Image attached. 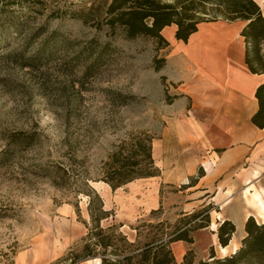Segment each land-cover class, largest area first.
<instances>
[{
    "label": "rangeland",
    "instance_id": "obj_1",
    "mask_svg": "<svg viewBox=\"0 0 264 264\" xmlns=\"http://www.w3.org/2000/svg\"><path fill=\"white\" fill-rule=\"evenodd\" d=\"M109 1L26 0L0 14V264H51L79 247L90 225L86 193L91 191L111 213L101 224L122 223L130 239L135 237L131 226L142 220L166 219L173 225L182 209L209 203V196L200 200L205 194H191L193 188L169 182L168 175L116 189L96 181L108 154L132 133L154 136L153 158L160 170L178 165L185 173L208 151L192 129L193 98L184 96L191 87L172 83L161 71L165 65L154 68L166 59L167 47L98 24ZM81 11L89 12L88 22L77 17ZM258 144L241 165L238 192L225 201L227 194H221L220 203H212L210 226L193 231L192 243L171 244L177 262L188 250V259L198 264L211 247L223 256L240 246L239 223L248 212L243 183L253 168V182L264 181V142ZM201 172L196 166L193 176ZM224 218L237 227L222 251L212 230Z\"/></svg>",
    "mask_w": 264,
    "mask_h": 264
},
{
    "label": "trees",
    "instance_id": "obj_2",
    "mask_svg": "<svg viewBox=\"0 0 264 264\" xmlns=\"http://www.w3.org/2000/svg\"><path fill=\"white\" fill-rule=\"evenodd\" d=\"M24 1L0 0V14L6 8L20 6ZM205 3L211 5L209 9ZM207 10L214 15L208 16ZM88 14L81 11L77 17L86 23ZM218 19L246 22L241 30L245 42V62L252 73L264 74V15L254 0H110L97 22L112 30L116 26L121 27L126 38L148 36L162 47H167L169 42L162 34L165 26L174 24L175 38L185 42L197 30L198 23ZM158 62L155 70L161 69L166 59ZM254 96L257 109L250 120L256 127L263 128L264 81L256 87ZM153 140L154 136L145 131L132 133L121 140L103 162L102 175L96 181L101 180L116 189L136 179L160 176L161 170L153 158ZM64 171L70 173L68 168ZM86 179L82 177L84 188L87 186ZM194 183L195 178L190 177L188 184L182 185V188L186 189ZM86 195L89 197L87 209L90 225L81 245L70 248L63 258L51 264H86L94 259H98L99 264H193V259H188L191 250L183 255L181 262H177L171 244L177 241L192 243L193 231L210 226V211L214 206L209 202L191 211H181L173 225L166 219L155 222L142 220L131 226L135 237L130 239L121 231L122 223L103 226L101 222L108 219L110 211L104 209L103 201L95 191ZM160 210H151V213ZM243 230L244 235L237 249L230 254L217 256L211 247L208 258L199 260L198 264H264V222L250 215L244 222ZM235 231V223L224 218L217 222L212 233L216 235L219 245L225 247Z\"/></svg>",
    "mask_w": 264,
    "mask_h": 264
},
{
    "label": "crops",
    "instance_id": "obj_3",
    "mask_svg": "<svg viewBox=\"0 0 264 264\" xmlns=\"http://www.w3.org/2000/svg\"><path fill=\"white\" fill-rule=\"evenodd\" d=\"M254 1L264 15L260 5L264 0ZM245 23L242 20L222 19L203 21L197 24V30L185 42L175 38L174 24L162 30L169 45L166 63L161 71L178 88L184 85L191 87L192 93L185 92L184 96L193 98L189 108L193 113L192 129L208 151L187 172L182 173L183 167L175 165L171 170L163 167L160 176L168 175L169 182L182 185L188 184V177H194V185L186 189L193 188L191 194L202 192L205 195L200 200L209 196L207 202L215 205L220 203L216 201L219 195L227 194L221 198V201H225L238 192L235 184L242 182L238 176L242 163L251 159L256 149L253 146L264 142V127L258 128L250 120L257 109L254 92L264 81V74L252 73L245 62V42L241 35ZM196 111H201L205 116L199 118ZM196 166L202 168L201 176H193ZM256 174L253 168L243 184L245 187L248 185L246 188L251 191L252 188L259 190L264 198V181L261 180L260 185L253 182ZM191 202L188 200L187 203ZM244 207L248 212L244 213L239 223L242 228L248 216L256 219L253 212L256 210L247 203ZM178 242L182 241L174 243Z\"/></svg>",
    "mask_w": 264,
    "mask_h": 264
},
{
    "label": "bare ground",
    "instance_id": "obj_4",
    "mask_svg": "<svg viewBox=\"0 0 264 264\" xmlns=\"http://www.w3.org/2000/svg\"><path fill=\"white\" fill-rule=\"evenodd\" d=\"M252 189L253 191H251V189L246 188L243 192V197L246 203L252 206L256 210L258 215L262 218V222H264V198L262 194L259 192V190H256L255 188H252ZM213 236H216V235L213 234ZM174 249H176V246ZM225 249H226V246L225 247L220 246V250L224 251Z\"/></svg>",
    "mask_w": 264,
    "mask_h": 264
}]
</instances>
